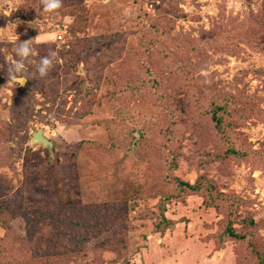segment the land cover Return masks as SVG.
I'll list each match as a JSON object with an SVG mask.
<instances>
[{"label":"rangeland","instance_id":"rangeland-1","mask_svg":"<svg viewBox=\"0 0 264 264\" xmlns=\"http://www.w3.org/2000/svg\"><path fill=\"white\" fill-rule=\"evenodd\" d=\"M263 14L264 0H62L51 13L0 0V264H264ZM175 71L196 87L192 138L174 126L177 100L153 95ZM213 98L236 156L220 154ZM39 129L53 149L31 142Z\"/></svg>","mask_w":264,"mask_h":264},{"label":"trees","instance_id":"trees-1","mask_svg":"<svg viewBox=\"0 0 264 264\" xmlns=\"http://www.w3.org/2000/svg\"><path fill=\"white\" fill-rule=\"evenodd\" d=\"M262 20H264V14L262 16ZM211 42L212 41L208 40V44ZM200 45H202L203 47H207V44L205 41H204V43H201ZM176 47L178 49H180L179 45H177ZM184 49H185V47L181 46L180 51H183ZM183 66H184V69L186 70V72H189V68H187L185 65H183ZM181 73H184V70H182ZM159 81H160L161 85L158 86L159 88H156L153 95H156V97H157V99H159V101H161V99H163L165 102H169V101H172L175 99L177 100L175 102L177 107L175 108V111L173 113V114H177L175 121H173L175 128L179 127L178 129L184 128V130H191V131L195 130L194 125H190L191 124V118L190 117H192V111L189 108L192 105L195 106L194 104L190 103V98L193 96V94L190 91L194 90L196 88L194 86L195 84H194V81L192 80V78H190V76H188V75L186 77L176 76V71H175L174 74L173 73H171V74L167 73V75L161 76L159 78ZM173 83L176 84V86H177V90H176L177 93L176 94L173 93V85H174ZM141 88H143V87L141 86ZM156 91H159L160 95H157ZM202 92L203 93H202L201 99H204V97L207 95V90L204 89V91H202ZM209 93L210 92L208 91V94ZM219 99L220 98H217V99L213 98L211 100V102L208 104L207 108L211 107L210 111L212 113V120L215 122V125L217 126L216 130H218V133H220L219 141L222 143L225 142V144L227 145V143H226L227 130L223 126V118H222V114H221V112H225V110H224L225 108H224L223 104H221V102H219ZM16 105L23 107L25 104L20 99L16 102ZM155 111H158V107L155 108ZM162 112H163L162 103H160V113L157 114L154 112L153 117H158ZM182 118L184 120H181ZM179 120H181V121H179ZM162 121L165 122V119H162ZM167 129H169V127H167ZM178 131L179 130H175L176 135H177V133H179ZM144 135H145V133L141 132V136H144ZM189 136L192 138L193 136H197V134L194 131H192V133ZM172 139L173 138L169 139L168 141L172 142ZM200 140H201V138L195 143L199 144ZM170 142H168V143H170ZM220 154L222 157H224L226 155H227V157L238 155L235 147L232 145L230 147H228V145H227L226 150L224 148L223 149L221 148ZM104 169L106 172L105 175H107L109 172V165H106L104 167ZM95 178L96 177H93L94 180H95ZM180 185H182L181 188L184 190L187 189V190H192V191H197V192L200 191L201 188L203 187L202 184L201 185L191 184L190 182H183V181L180 182ZM227 231L233 237H243L241 234L236 233L235 230L231 226H229L227 228ZM87 233L88 232H86V233L84 232V234H87ZM20 237L23 240L20 239V241H17V242H19L22 245L25 244L24 240L26 239V237H24V236H20ZM3 242H4L3 240H0V254L6 253V245ZM15 245L16 244H14V246ZM20 251H21V249H20ZM256 252L258 254V260H260L263 263V257L261 255V253L259 251H256ZM47 257L48 256L46 254H44L40 258L45 259Z\"/></svg>","mask_w":264,"mask_h":264},{"label":"clouds","instance_id":"clouds-1","mask_svg":"<svg viewBox=\"0 0 264 264\" xmlns=\"http://www.w3.org/2000/svg\"><path fill=\"white\" fill-rule=\"evenodd\" d=\"M41 2L43 4V10L48 13L54 12L62 6V0H41ZM229 2L232 4L233 0H229ZM34 39H39V37L37 36ZM33 54L34 49L31 47V40L19 43L16 48V56L18 59H14L12 65L8 69L9 75L12 79H17L15 73H22L25 70V61ZM55 55L56 54L54 52H51L48 56L40 58L37 65V71L40 77L48 75L51 68L53 67L52 57ZM201 74L205 76L208 75V73L203 70ZM18 82L23 85L26 80L21 77Z\"/></svg>","mask_w":264,"mask_h":264},{"label":"water","instance_id":"water-1","mask_svg":"<svg viewBox=\"0 0 264 264\" xmlns=\"http://www.w3.org/2000/svg\"><path fill=\"white\" fill-rule=\"evenodd\" d=\"M23 79L26 80V78ZM31 142L33 144L41 143L43 146H48L49 148L53 149V142L48 137L45 136L43 129H39L37 132L33 134Z\"/></svg>","mask_w":264,"mask_h":264}]
</instances>
